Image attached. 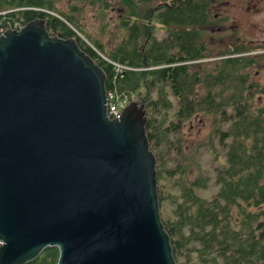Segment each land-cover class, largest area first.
I'll return each instance as SVG.
<instances>
[{
    "label": "water",
    "instance_id": "95a60500",
    "mask_svg": "<svg viewBox=\"0 0 264 264\" xmlns=\"http://www.w3.org/2000/svg\"><path fill=\"white\" fill-rule=\"evenodd\" d=\"M104 70L29 22L0 37V264H177L144 102L108 117Z\"/></svg>",
    "mask_w": 264,
    "mask_h": 264
},
{
    "label": "trees",
    "instance_id": "16d2710c",
    "mask_svg": "<svg viewBox=\"0 0 264 264\" xmlns=\"http://www.w3.org/2000/svg\"><path fill=\"white\" fill-rule=\"evenodd\" d=\"M3 10L0 29L31 22L29 11L3 15ZM191 15L186 10L180 20L170 12L166 22L174 28L162 41L153 38L146 45L149 26L144 23L142 41L120 44L108 55L110 61L79 37L76 41L104 70L108 91L145 103L161 218L177 264H264V105L258 99L264 96V85L248 73L255 60L242 56L222 59L209 72L197 69L211 59L195 52ZM180 25L184 30L179 39ZM65 28L63 38L75 35ZM94 44L105 52L103 45ZM112 62L128 69L117 72ZM198 115L212 119V131L208 144L200 143L191 155L184 128ZM206 150L213 153L216 166L204 174L200 157ZM210 187L213 193L203 197L200 192ZM59 257V249L50 247L28 264H58Z\"/></svg>",
    "mask_w": 264,
    "mask_h": 264
},
{
    "label": "flooded vegetation",
    "instance_id": "af4514ba",
    "mask_svg": "<svg viewBox=\"0 0 264 264\" xmlns=\"http://www.w3.org/2000/svg\"><path fill=\"white\" fill-rule=\"evenodd\" d=\"M139 5L146 7V20L139 21L136 13V7ZM234 6H238L244 13L253 16V19L259 15V12L264 13V0H0V8H4L3 11H5L3 15L16 10L29 11L32 15L31 22L43 23L52 37L65 39L63 32H67L65 25H68L75 33V35L70 34V38L79 37L85 40L84 35L91 43L98 44L101 42L92 40L89 35L83 33L82 35L76 29L82 31L83 26L90 25V21L95 20L97 13L102 15L118 13L120 19L128 13L123 21L128 37L122 43H130L133 40L141 42L143 32L140 27L144 23L148 24V36L144 39L146 45L153 41V24H158V18L160 21L164 19L163 24L159 23L160 28L165 31V36L160 40L162 41L167 36L168 29L174 28L166 22L170 12L174 11L177 18L182 20L184 12L190 10L192 19H194L189 26L192 33V44L196 46L195 52L199 54V57L226 59L237 56L245 57L243 55H260L257 51L263 48L264 42L258 44L259 40H254V43L248 46L246 40L237 37V43L230 44L228 25L231 21L230 11ZM17 23L26 26L29 22L27 24ZM251 24L257 33L262 34V21L256 23L253 20ZM9 25L13 24L9 23ZM51 26L56 28L53 29ZM176 29L180 31V39L184 27L180 25ZM180 42L181 40L179 45ZM241 50L246 52H238ZM235 51L238 53L231 55Z\"/></svg>",
    "mask_w": 264,
    "mask_h": 264
},
{
    "label": "rangeland",
    "instance_id": "374dc122",
    "mask_svg": "<svg viewBox=\"0 0 264 264\" xmlns=\"http://www.w3.org/2000/svg\"><path fill=\"white\" fill-rule=\"evenodd\" d=\"M136 13L139 17V21L146 20V7H141L139 5L136 7ZM231 21L229 23V41L231 45H235L237 43V37H240L246 42H248V46L253 44L254 40H259L258 44L264 42V13L259 12V15L256 17L249 16L247 13H244L238 6H234L231 11ZM128 16V13H125L123 17L120 19L118 13L117 14H107L102 15L97 13V16L94 18V21H90V25L83 26L82 31L76 28L81 34H86L91 37L92 40H98L101 42V45L104 46L105 52H102L98 49L101 54L108 58L111 51L117 48L127 37L128 31L123 27V21ZM256 23H260L262 21L261 29L262 34L256 32L251 24L252 21ZM154 29V38L157 40H161L165 36V31L160 28L159 24H153ZM82 34V35H83ZM85 40L87 36H84ZM82 39V38H81ZM84 42L85 40L82 39ZM90 42L89 40H86ZM253 42V43H252ZM91 43V42H90ZM95 46L94 43H91ZM262 49H257L260 55H243L244 58L253 59L254 65L248 70L250 78L252 80L258 81L260 84L264 85V43L262 44ZM96 47V46H95ZM222 59H211L209 61H205L203 64H197V69L201 71H211L215 67V63H220ZM240 73H247V70H242ZM259 104L264 105V96H259ZM135 102H137L135 100ZM212 131V119L204 117V120L200 115L193 118L191 121L186 123L184 128V138L191 149V155H194V152L200 143L204 145L208 144V138ZM218 151V148H216ZM213 153L211 151L206 150L202 152L200 157V164L202 166V173H212L216 164L212 162ZM214 189L210 187L206 191H201V195L203 197H210L211 193H213Z\"/></svg>",
    "mask_w": 264,
    "mask_h": 264
},
{
    "label": "built area",
    "instance_id": "2783aa9c",
    "mask_svg": "<svg viewBox=\"0 0 264 264\" xmlns=\"http://www.w3.org/2000/svg\"><path fill=\"white\" fill-rule=\"evenodd\" d=\"M22 27L23 25H21L20 23H15L14 25H9L7 28H2L0 29V37L3 36L8 30L20 31ZM91 47L96 52H98L92 45ZM112 64L114 65L117 72H122L128 69V67L121 65L119 63H112ZM107 100H108V106H107L108 107V117L110 120H115L122 116L124 109L132 101H135V98L134 96L128 93H119L116 90H112V91L107 92ZM1 245H3L2 242H0V247Z\"/></svg>",
    "mask_w": 264,
    "mask_h": 264
},
{
    "label": "bare ground",
    "instance_id": "6f19581e",
    "mask_svg": "<svg viewBox=\"0 0 264 264\" xmlns=\"http://www.w3.org/2000/svg\"><path fill=\"white\" fill-rule=\"evenodd\" d=\"M65 23V22H64ZM87 40V39H86ZM86 42V41H85Z\"/></svg>",
    "mask_w": 264,
    "mask_h": 264
}]
</instances>
